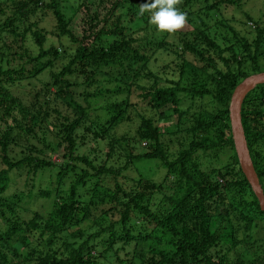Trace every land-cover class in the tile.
I'll use <instances>...</instances> for the list:
<instances>
[{
	"label": "trees",
	"instance_id": "16d2710c",
	"mask_svg": "<svg viewBox=\"0 0 264 264\" xmlns=\"http://www.w3.org/2000/svg\"><path fill=\"white\" fill-rule=\"evenodd\" d=\"M5 1L0 0V54L4 53L1 45L12 52L13 45L19 42L18 49H23L25 55L28 36L37 53L19 68L5 70L0 66V124L4 127L0 128V264H237L229 257L240 245H264V212L240 169L229 120L234 89L249 76L264 72L261 68L264 28H260V20L246 16V25L252 23L246 33L255 32L250 42L231 29L232 38L242 49L240 56L234 45L225 49L230 53L229 59L218 54L225 74L214 59L213 62L204 59L197 52V45L184 42L185 50L195 52L205 61L198 69L199 78L187 83L182 78L165 88H140L142 100L154 117H141L134 136L128 137L114 133L125 121H130L125 102L109 108L103 106L102 109L108 110V121L94 123L88 119V107L73 98L72 86L64 78L73 73L77 64L100 70L106 66L120 69L130 52L133 59L129 67L138 65L140 60L135 59L141 56L144 61L139 67L145 69L149 58L145 50L151 46H141L139 39L127 34L123 21L126 11L135 25L149 22V13L138 14L143 0H99L104 6L102 16L97 9L93 10L94 3L88 5L85 0H77L75 12L81 9L85 12L82 21L86 28L80 38L70 28L71 22L66 21L58 0ZM194 1L205 5L208 13L219 12L220 4L238 3ZM43 6L55 21L51 35L69 40L74 46L71 52L54 45L44 48L49 34L38 29L35 19ZM191 6L185 2L182 5L188 21L192 14L187 10ZM200 35L206 45L214 46L204 34ZM10 37L15 43L8 45ZM169 46L161 40L154 47L169 49ZM57 56L68 62L52 76L56 87L53 98L73 112L72 118L56 108L43 110V105L37 107L36 114H31L6 92V86L23 77L32 78L40 71L42 68L36 65H42L43 59ZM6 60L0 58V63ZM33 63L35 66L27 70L26 66ZM140 70L133 77H139ZM91 75L86 74L87 79ZM116 80L124 84L129 81ZM199 80L209 82V89L201 86ZM127 91V87L119 88L116 93ZM42 93L47 94V90ZM100 93L98 90L86 98L100 97ZM206 98L214 104L212 111L204 107ZM173 114L177 119L174 126H158L165 115ZM240 116L248 156L264 196V84L248 92ZM79 131L83 134L79 135ZM49 136L53 140H48ZM172 136L179 147L170 154L163 138ZM85 137L107 146L105 160L77 154L76 143H83ZM31 139L43 148L39 149ZM22 141H27L24 149L43 157L12 158L10 147H20ZM140 142L145 149L137 152ZM60 148L61 162H53L50 157ZM206 154L208 164L203 169L200 155ZM137 163L145 167L152 163L158 170L163 169V179L154 182L137 171V178L120 181L119 178H125L122 175L125 170L137 169ZM20 169L26 171L27 182L55 173L54 188L36 190L31 184L26 190L10 192L12 173ZM68 177L69 185L62 189ZM169 189L171 193H167ZM159 194L162 200H170V209L159 208ZM37 198L44 199L41 208L35 207ZM211 204L214 209L210 214ZM27 210L30 214L24 216ZM214 220L218 221L216 226ZM133 221L139 223L135 225ZM179 223L182 226L178 227ZM121 251L125 252L123 257Z\"/></svg>",
	"mask_w": 264,
	"mask_h": 264
},
{
	"label": "rangeland",
	"instance_id": "374dc122",
	"mask_svg": "<svg viewBox=\"0 0 264 264\" xmlns=\"http://www.w3.org/2000/svg\"><path fill=\"white\" fill-rule=\"evenodd\" d=\"M5 1V0H3ZM6 0L5 2H9ZM87 1V2H86ZM106 1V0H104ZM203 2V0H201ZM229 1V0H226ZM59 7L62 9V12L65 14L66 21L71 22L70 28L73 30L75 36L80 38L83 33L82 30L86 28V25L83 23L82 18L85 16L84 9L79 12H75L77 6V0H58ZM88 5L95 4L93 10H98L100 15L104 14L103 5L99 3V0H85ZM144 2V0H143ZM185 3H191L192 6L187 10L188 13H191V19L183 29L176 33H162L157 30L156 26L150 23L140 22L135 25L134 22L130 20V17L126 15L125 8L121 9L120 12H124V25L127 29V34L132 35L133 38L139 39V44L141 46H151L147 47L145 54L148 58L145 69H141L140 64L143 63L144 59L138 57L135 60H140L138 65L134 67H129V63L132 61V53L130 52L128 57L124 59L122 67L120 69L106 66L103 69H96L95 67H85L80 65H75L73 67V73L71 75L65 76V80L72 86L71 92L73 98L80 103L85 108L88 107V119L97 124H105L108 121V115L106 112L108 110L102 109L103 106L109 108L115 104H120L125 102L126 115L129 117L130 121H125L115 130V135H126L128 137H133L136 128L140 122L141 117H154L153 113L149 110V107L142 100L141 89L140 88H153V87H169L173 82H179L183 78V82L187 83L192 78L200 76L198 71L199 67L203 62L201 57L198 56L195 52H188L183 48L184 42H191L193 45H197V52H199L204 59H210L213 62V59L217 62V67L221 70L222 74H225L226 69L222 64V61L218 59V54L221 53L223 58L229 59L230 53L226 52L225 49L234 45L236 48H239L238 56H240L241 49L237 40L232 38V31L234 29L236 33L240 36H246L248 42L251 41V36L255 35L254 30L252 32L246 33L247 30H250L252 23L246 25V16H250L255 21L260 20V28H264V0H235L238 2L237 5L234 4H220L219 12H207L205 5L196 3L194 0H181V3L178 5L181 11L182 5ZM210 4H214V0H209ZM101 5V6H100ZM100 6V7H98ZM186 9V8H185ZM184 12V11H183ZM37 19V27L39 30L44 31L48 36L44 48L54 45L58 48L71 52L74 49L73 44L65 39H58L55 36H52L51 33H54L55 21L54 18L48 9L43 6L41 12L35 16ZM244 26V27H243ZM250 26V27H249ZM19 32L23 31V28L19 29ZM204 34L207 39L213 42L214 46H208L205 44L204 39L200 35ZM252 33V34H251ZM250 34V35H249ZM264 36V35H263ZM165 41L170 44L169 49H156L154 46L157 45L159 41ZM15 43L13 37L7 38V44L10 45ZM15 46L14 50L10 52L6 47L1 45L4 53L0 54V58L7 60L3 63H0L5 70L19 68L22 64L27 63L30 55L33 56L37 53L36 45L33 43L32 39L28 36L24 43V47L27 51L25 55L22 54V50L18 49L20 43L13 45ZM17 46V47H16ZM153 51V52H152ZM69 54V53H68ZM243 54V53H242ZM59 55H62L60 53ZM21 56V59L18 58ZM68 60L61 59L60 57H55L50 60L45 58L41 61L42 65L37 64V68H42L40 71L34 73L32 78L23 77L22 79L13 85L6 86V92L13 95L19 100L22 106L27 108L31 114H36L37 107L43 105V110L51 111L52 109H57L62 115H69L71 118L74 116L73 112L64 107L58 100H54L53 94L56 87L53 85L54 78L60 70L67 64ZM261 68L264 71V60L261 61ZM35 64L27 65L26 68L32 69ZM212 68V67H211ZM84 71H83V70ZM140 72V76L135 78L133 77L134 72ZM91 78L87 79L86 74H90ZM199 75V76H198ZM116 79H125L129 80L126 84L117 81ZM187 80V81H186ZM200 81V80H199ZM205 88L209 89V82L202 83ZM128 88L127 92L116 93V90L119 88ZM47 90V94L42 92ZM98 90H101L100 97H89L87 95L94 93ZM213 105L208 98L204 99V107L206 109L213 110ZM41 113V112H40ZM53 116L55 114L51 113ZM61 118V117H60ZM176 115L164 116L158 126L169 127L176 124ZM0 128L3 129V125L0 124ZM163 130V129H162ZM174 131V130H173ZM79 135L83 134L82 131L78 132ZM41 132L38 133V136L41 137ZM183 136V135H179ZM52 136H49L48 140H53ZM86 140L78 141L76 143L77 154L86 155L87 157L93 159L94 157L99 156V158L104 159L105 154L108 152V148L105 144H98L97 142L90 139V137H85ZM166 143H168V149L170 154L178 150L179 145L175 137H164ZM39 149L43 148L42 144L38 143L36 140L31 139ZM27 145V141H22L20 147H10L9 155L16 160L22 159L26 156H39L43 157V154H36V152H29L24 147ZM142 149H145L144 143L140 142L137 152H140ZM98 150V152H97ZM45 154L48 151H43ZM62 152V148L59 149L57 153L51 155V160L53 162H61V159L58 157V154ZM202 166L201 168H206L208 164V155H200ZM105 160V159H104ZM145 164L137 163L136 170H125L122 175L125 176L124 179L119 178L120 181H129V178H137L139 171L140 175L143 178L150 179L154 182H160L163 178L164 171L163 169H157L156 166L152 163L149 166L145 167ZM1 167V165H0ZM26 171L24 169L16 170L12 173V183L10 187V192H19L26 190L31 186H35L36 190L45 189L47 187L55 186L54 177L55 173H46L45 176H38L33 182L26 181ZM52 177V178H49ZM70 177L64 180L62 184V189H65L69 185ZM109 182V181H108ZM111 181L110 183H112ZM112 186V184H110ZM171 193V190L167 191ZM44 203L43 198H37L35 202L36 208H41V205ZM159 208L165 210L170 209L172 204L170 200H162L161 195H158ZM214 205H209V213L213 212ZM30 211H25L24 216H28ZM136 225L137 221H133ZM180 224V223H179ZM218 221L214 220L213 225H217ZM182 226L180 224L178 227ZM83 228V226H82ZM169 236H167L168 238ZM263 248H262V247ZM261 246H251L240 245L232 256L229 257L231 262H236L237 264H264V245ZM222 250V247H218ZM119 254L123 257L125 252L121 251ZM133 255H130L132 257ZM137 260V259H136ZM105 263V262H104ZM33 264V263H32Z\"/></svg>",
	"mask_w": 264,
	"mask_h": 264
},
{
	"label": "water",
	"instance_id": "95a60500",
	"mask_svg": "<svg viewBox=\"0 0 264 264\" xmlns=\"http://www.w3.org/2000/svg\"><path fill=\"white\" fill-rule=\"evenodd\" d=\"M264 84V72L244 79L233 91L229 103V120L232 140L237 154L240 169L245 176L252 192L255 194L261 211L264 212V196L258 183L257 175L250 162L244 131L241 124V105L245 96L257 85Z\"/></svg>",
	"mask_w": 264,
	"mask_h": 264
},
{
	"label": "clouds",
	"instance_id": "9594fccd",
	"mask_svg": "<svg viewBox=\"0 0 264 264\" xmlns=\"http://www.w3.org/2000/svg\"><path fill=\"white\" fill-rule=\"evenodd\" d=\"M181 0H144L139 15L150 14V23L162 33H176L187 24V14L180 10Z\"/></svg>",
	"mask_w": 264,
	"mask_h": 264
}]
</instances>
